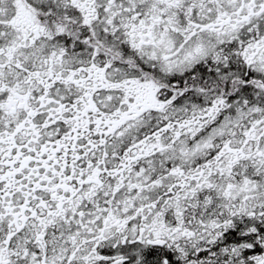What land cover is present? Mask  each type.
Returning <instances> with one entry per match:
<instances>
[{"label": "snow or ice", "instance_id": "snow-or-ice-1", "mask_svg": "<svg viewBox=\"0 0 264 264\" xmlns=\"http://www.w3.org/2000/svg\"><path fill=\"white\" fill-rule=\"evenodd\" d=\"M0 264H264V0H0Z\"/></svg>", "mask_w": 264, "mask_h": 264}]
</instances>
